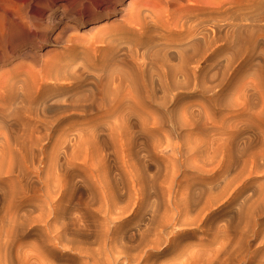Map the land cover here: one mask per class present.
<instances>
[{
	"label": "rangeland",
	"instance_id": "1",
	"mask_svg": "<svg viewBox=\"0 0 264 264\" xmlns=\"http://www.w3.org/2000/svg\"><path fill=\"white\" fill-rule=\"evenodd\" d=\"M230 1L0 0V264L177 215L149 264H264V9Z\"/></svg>",
	"mask_w": 264,
	"mask_h": 264
},
{
	"label": "bare ground",
	"instance_id": "2",
	"mask_svg": "<svg viewBox=\"0 0 264 264\" xmlns=\"http://www.w3.org/2000/svg\"><path fill=\"white\" fill-rule=\"evenodd\" d=\"M225 1H228V0H225ZM226 3V2H225ZM230 5L227 7V9H226V7L224 6V9L226 10V13H225V15H226V18H227V14H229V12L228 11H230V13L232 12V9L233 10H235L236 12L237 11H239L240 12V17L242 18V16L243 15H245V14H247V13H250V15L252 14V15H254L253 13H255V11H259L260 9L259 8H261V9H264V0H231L230 2H228ZM62 5V4H61ZM226 5V4H225ZM228 5V4H227ZM226 5V6H227ZM230 6H234L232 9H229V7ZM218 7H219V5H218ZM217 7V8H218ZM190 9V8H189ZM188 8H187V11L189 10ZM220 9V8H219ZM229 9V10H228ZM228 10V11H227ZM132 11H134V10H132ZM261 11V10H260ZM264 11V10H263ZM224 12V11H223ZM238 12V13H239ZM136 13V12H135ZM135 13L132 15V17L131 18H129V19H127L126 21H125V25L124 26H126V25H131L132 23L133 24H136L139 28H136V29H139V30H146V26H147V24L146 23H144L141 19H137L136 20V17H138V15H135ZM146 14V13H145ZM168 14V13H167ZM220 14V13H219ZM161 15V14H160ZM141 17V16H140ZM139 17V18H140ZM239 18V17H238ZM241 18H239V20H241ZM131 19V20H130ZM173 20H175V19H173ZM128 21H129V23H128ZM163 22V21H162ZM169 22V21H168ZM167 22V23H168ZM181 22V21H180ZM168 25V24H167ZM170 25V24H169ZM175 25V24H174ZM185 24L183 23L182 25H181V27H183ZM171 26V25H170ZM129 27H131V26H129ZM134 27V26H133ZM232 27H234V26H232ZM164 28V27H163ZM169 28V27H168ZM255 28V27H254ZM162 29V28H161ZM205 29V28H204ZM138 30V31H139ZM175 30V29H174ZM234 30V29H233ZM238 30V29H237ZM242 31V30H241ZM227 32V31H226ZM205 33V32H204ZM128 34V33H127ZM164 35V34H163ZM214 40V39H213ZM208 43H209V41H208ZM188 48V47H187ZM196 49V48H195ZM170 56V55H169ZM206 57V56H205ZM205 57H202V59L204 60V58ZM164 58V57H163ZM166 58V57H165ZM164 58V59H165ZM181 58V57H180ZM206 59V58H205ZM167 60V59H166ZM171 65V64H170ZM178 66V65H177ZM164 67V66H163ZM171 67V66H170ZM175 67V66H174ZM173 67V68H174ZM185 68V67H184ZM192 70V69H191ZM182 71V70H181ZM186 71V70H185ZM159 72V71H158ZM172 72H173V70H172ZM169 73V72H168ZM191 73V72H190ZM172 74V77H176L175 76V72H174V74L173 73H171ZM159 76V75H158ZM170 77H171V75H169ZM178 76H183V78L185 77V78H189L190 77V74L189 73H185V72H183L181 75L179 74ZM166 78V77H165ZM193 79V78H192ZM181 80V79H180ZM191 80V79H190ZM174 81V80H173ZM184 81V80H183ZM182 81V82H183ZM187 81V80H186ZM159 83V82H158ZM175 84V83H174ZM173 84V85H174ZM161 86V85H160ZM162 87V86H161ZM174 87V86H173ZM165 88V87H164ZM174 90V89H173ZM179 90V89H178ZM172 91V90H171ZM168 94V93H167ZM166 94V95H167ZM170 96V95H169ZM29 136V135H28ZM1 148V147H0ZM5 149V148H4ZM2 151V150H1ZM2 153H3V151H2ZM7 154V153H6ZM12 162V161H11ZM50 203V202H49ZM110 207V206H109ZM117 207V206H116ZM48 209H49V207H48ZM110 209H111V207H110ZM117 209V208H116ZM105 210V209H104ZM108 210V209H107ZM125 210V209H124ZM49 211H50V209H49ZM120 211V210H119ZM122 211V210H121ZM52 212H53V210H52ZM101 212H103V211H101ZM44 213H45V211H44ZM108 213V212H107ZM110 213H108V215H109ZM106 216V215H105ZM121 216V215H120ZM119 216V217H120ZM178 217H172L170 220H167V219H164V220H162V221H160V223L158 224V222L157 223H155V224H153L150 228H149V230L147 231L148 232V234H147V236H146V240H145V243L144 244H141L140 246H142V248H140V250H139V252L140 253H143V256L145 255L146 256V258H144L143 259V256H140V255H138V256H131L129 253L131 252V250L129 251V248H127V247H125V246H123V247H119V246H117V241H116V238L115 237H113L112 235H113V232L115 231V227H113L112 226V228H107L108 226H106V228L105 229H107L106 230V233H105V236L104 237H102V235L104 234V232L103 231H105V229L102 231H100L99 230V232H98V234H99V236L100 237H102V242H101V246L97 249V250H89V249H83L82 247H78V246H71V249H73V250H77L79 253L78 254H82V255H79V256H83L85 259H86V262H85V264H138V263H141V260L145 263V264H149V260H148V254H147V251L148 250H154V249H158V247L160 248L161 246H162V244H163V240H162V233H165L166 231H167V229L168 228H170V227H172V228H175V227H177L178 225H180V224H182V222H181V219H180V215H177ZM182 216V215H181ZM184 216V215H183ZM113 217V216H112ZM185 218V217H184ZM105 219H107V216H106V218ZM110 219V218H109ZM112 219V218H111ZM191 219V218H190ZM115 221V220H114ZM111 222V221H110ZM109 224H111V223H109ZM115 223H113V225H114ZM63 226L65 225V224H62ZM185 225H187V224H185ZM104 226V225H103ZM115 226V225H114ZM154 226V227H153ZM66 225H65V231L66 232H68L67 230H66ZM55 228V227H54ZM53 228V229H54ZM63 228V227H62ZM52 229V230H53ZM59 229H61V228H59ZM62 230H64V229H62ZM175 231H172L171 233H169L170 235H173V234H175L174 233ZM65 233V232H64ZM78 233H79V231H78ZM50 234H53L52 235V239H51V244H53L54 246H57L58 244V246H60V245H62V244H64L65 242L67 243L68 241L66 240V239H63V241L64 240H66L64 243L62 242V238H63V236L64 235H66V234H64L63 235V233H62V231L61 230H58V229H54L53 231H51V233ZM97 234V235H98ZM177 234V233H176ZM69 235V234H68ZM67 235V236H68ZM73 236H75V235H73ZM150 236H152L153 238H150V239H147L148 237H150ZM69 237H70V235H69ZM79 237V236H78ZM77 237V238H78ZM65 238V237H64ZM74 238V237H73ZM71 239V238H70ZM70 239H68V240H70ZM101 239V238H100ZM144 239V238H143ZM72 240V239H71ZM70 240V241H71ZM75 240V239H74ZM81 240V239H80ZM84 240V239H83ZM82 240V241H83ZM97 240H99V239H97ZM76 241V240H75ZM81 241V242H82ZM142 241V240H141ZM61 242H62V244H61ZM71 242H73V241H71ZM76 242H78V241H76ZM80 242V243H81ZM103 242H104V244H103ZM124 242V241H123ZM44 243V242H43ZM65 243V244H66ZM75 243V242H74ZM68 244H70V243H68ZM82 244V243H81ZM100 244V243H99ZM71 245V244H70ZM69 245V246H70ZM76 245V244H75ZM82 246V245H81ZM86 245H84V247H85ZM65 249V248H64ZM133 250V249H132ZM76 253V252H75ZM42 255V254H41ZM52 255V254H51ZM28 256V255H27ZM35 255H33V261H32V258L30 257H26V260H25V257L23 258L24 260H22V259H20V257H18V259H20L19 260V262H20V264H54V262H53V259H51L50 257H42V256H40L41 258H39L37 255L34 257ZM46 256V255H45ZM7 260V259H6ZM80 260V259H79ZM9 261H10V259H9ZM11 261H12V259H11ZM83 261H85V260H83ZM1 262H3V261H1ZM0 262V263H1ZM82 263V262H81ZM185 264H187V263H185ZM191 264V263H190Z\"/></svg>",
	"mask_w": 264,
	"mask_h": 264
}]
</instances>
